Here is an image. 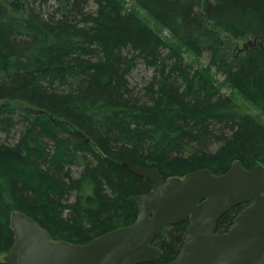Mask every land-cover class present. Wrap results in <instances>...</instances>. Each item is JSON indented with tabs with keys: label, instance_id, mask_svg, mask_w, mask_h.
<instances>
[{
	"label": "trees",
	"instance_id": "obj_1",
	"mask_svg": "<svg viewBox=\"0 0 264 264\" xmlns=\"http://www.w3.org/2000/svg\"><path fill=\"white\" fill-rule=\"evenodd\" d=\"M226 37L252 44L234 51ZM184 51L206 54L207 67ZM138 64L153 71L139 94L128 82ZM210 71L264 115V0H0V130L22 126L13 145L0 143V264L14 211L72 243L130 225V197L150 182L125 163L164 178L220 174L236 160L264 166V124ZM72 167L81 168L76 178ZM187 225L166 226L151 240L160 256L137 264H170Z\"/></svg>",
	"mask_w": 264,
	"mask_h": 264
},
{
	"label": "water",
	"instance_id": "obj_2",
	"mask_svg": "<svg viewBox=\"0 0 264 264\" xmlns=\"http://www.w3.org/2000/svg\"><path fill=\"white\" fill-rule=\"evenodd\" d=\"M251 45V42H248ZM123 167L150 182V190L131 196L137 214L127 226L86 243L55 240L34 219L10 215L13 242L4 254L8 264H137L158 258L152 238L168 225L188 219L180 251L170 264H264V166L234 161L220 174L207 168L184 177L164 178L157 168L125 163ZM245 204L226 232L219 218Z\"/></svg>",
	"mask_w": 264,
	"mask_h": 264
},
{
	"label": "rangeland",
	"instance_id": "obj_3",
	"mask_svg": "<svg viewBox=\"0 0 264 264\" xmlns=\"http://www.w3.org/2000/svg\"><path fill=\"white\" fill-rule=\"evenodd\" d=\"M5 5L9 6V3L11 0H1ZM51 5V3H50ZM46 10V8H45ZM94 6L90 2L88 7L85 8V11H93ZM137 13L142 16L148 23L155 28L157 31L161 33V35L168 41H170L169 35L166 31H163L159 29L146 15L145 13L140 10L139 8H136ZM22 12H19V14ZM18 14V13H17ZM226 42L228 43V46L231 50L239 51L242 50L245 43L248 44L250 41L245 40H233L226 37ZM183 56L185 60L189 63H191L193 66L204 69L207 67V60L208 56L206 54H203L201 57H195L192 54L184 51ZM212 79L220 86L221 92L223 94H229L231 95L240 105L244 106L246 109L249 110L251 114H253L258 121H260L262 124H264V115L257 112L255 109H253L252 106H250L246 101H244L237 93H235L233 90H231L227 85L224 84L223 77L220 75H216L213 71L209 72ZM153 74V71L151 68L145 67L143 64H138L137 67L128 75V82L130 85V88L134 93L139 94L141 90L144 88V86L149 82L151 76ZM26 107H22V109H25ZM7 130V131H5ZM5 130H0V143L2 144H8L13 145L20 134V131L22 130V126L14 125L11 127H5ZM216 148L215 146L210 149V151H214ZM81 171L80 167H72V175L74 178H76L79 175V172ZM69 201L71 202V197L69 198ZM65 215V212H64Z\"/></svg>",
	"mask_w": 264,
	"mask_h": 264
}]
</instances>
